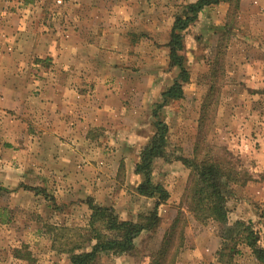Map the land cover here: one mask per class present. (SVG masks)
<instances>
[{"label": "rangeland", "instance_id": "374dc122", "mask_svg": "<svg viewBox=\"0 0 264 264\" xmlns=\"http://www.w3.org/2000/svg\"><path fill=\"white\" fill-rule=\"evenodd\" d=\"M197 1L0 2L3 53L34 33L37 39L43 30L58 45L73 44L75 34L84 46L107 35V46L101 44L99 51L101 60L87 70L118 77L114 86L127 103L124 114H114L88 131L95 146L77 145L78 170L66 176L48 172L45 164L44 171L32 168L26 154V133L31 130L26 124L16 135L12 115L0 114V264H71L73 254L91 249L93 229L104 230L101 221L91 226V203L113 208L121 220L138 221L152 211L156 199L139 194L144 176L136 173V163L159 121L168 126L169 145L167 157L155 160L151 179L170 196L158 207V224L144 231L131 251L102 254L99 264H151L180 211L184 244L176 264H261L240 242L237 252L217 260L221 226L198 221L189 212L183 198L191 170L182 159L208 156L234 167L243 183L227 194L229 221H251L264 237V0H229L220 3L224 8L213 4L198 13L182 32L181 54L189 73L183 97L163 104V92L179 73L170 61L172 27L177 15ZM17 22L22 25L19 30ZM4 23L17 27L5 29ZM25 59L36 76L47 81L49 74L50 84H56L59 71L53 57H34L36 72L31 70V58ZM69 78L63 85L73 89L74 79ZM80 84L82 93L93 90L89 82ZM109 103L112 108L120 105L114 99ZM204 105L205 121L200 123ZM25 114H19L24 121Z\"/></svg>", "mask_w": 264, "mask_h": 264}, {"label": "crops", "instance_id": "0c3cea01", "mask_svg": "<svg viewBox=\"0 0 264 264\" xmlns=\"http://www.w3.org/2000/svg\"><path fill=\"white\" fill-rule=\"evenodd\" d=\"M5 1L0 0L4 4ZM219 7L224 8L225 5L220 4ZM262 8L264 9V4ZM39 11H42V8ZM16 25L3 24L5 29L17 27L19 30L18 28L22 26L18 22ZM34 35L26 37V41L22 43L12 44L9 51L5 47L6 53L0 51V114L12 115L16 135L21 133L26 124L27 128L33 131L26 133L27 162L33 163L32 168L39 172L44 171L42 168L45 164L48 172L66 176L78 170L77 161L81 156L77 145L84 143L91 147L95 146L93 144L95 142L87 134L88 131L103 120L109 121L108 117L111 118L114 114H124L127 103L125 105L124 93L121 90L116 91L117 88L114 86V83L118 82V77L114 78L107 71L95 73L91 69L87 70L92 63L97 65L98 60H101L99 51L101 44L102 47L107 46V38H104L107 35L99 37L90 46L80 44L83 40L76 34L73 44L63 41L60 45L48 40L44 30L37 39ZM87 51H90V55ZM27 56L31 58V65L34 57H53L54 67L59 71L56 81L54 79L56 84H50L49 74L45 75L46 81L30 71L28 69L30 60L27 62L25 59ZM120 57L118 55L117 58ZM23 59L27 63H23ZM107 62L106 59H102V63L112 65ZM23 67H26L28 72L24 71ZM31 70L36 72L33 65ZM67 77L74 79L71 83L75 88L63 85ZM82 81L89 82L93 90L80 92ZM109 87L114 90H109ZM113 99L120 103L117 108H112L109 103ZM24 112L28 118L26 121L19 117V114ZM47 163L54 164V167H49Z\"/></svg>", "mask_w": 264, "mask_h": 264}, {"label": "trees", "instance_id": "16d2710c", "mask_svg": "<svg viewBox=\"0 0 264 264\" xmlns=\"http://www.w3.org/2000/svg\"><path fill=\"white\" fill-rule=\"evenodd\" d=\"M227 1L229 0H198L187 5L183 14L177 15L168 46L171 65L178 68L179 73L173 84L163 92V104L181 99L183 86L189 81V73L181 54L183 49L182 32L197 19L198 13L204 7ZM205 113L204 105L200 123L205 121ZM168 145V126L163 121H159L156 123L150 142L142 150L141 158L136 163V173L144 176L138 192L140 195L156 199L154 209L147 215L141 216L138 221H129L121 220L111 207L97 206L91 203V226L101 221L104 230L93 229L95 235L91 241L95 242L90 246L91 249L73 254L70 257L71 264H99L102 254L127 253L133 249L135 240L144 231L151 230L158 224V207L168 200L170 194L162 184L152 181L151 171L155 160L167 157ZM182 162L191 170L183 198L189 212L198 221H213L221 226L222 241L217 252V260L221 262L228 252L233 254L237 252L236 244L240 242L250 247L257 260L264 264V237L255 229L253 222L237 221L231 224L229 221L227 194L231 187L243 183L240 180V173L234 167L229 166V163L208 156L202 158L194 156L193 159L183 158ZM182 218L180 211L152 256L151 264H176L177 256L184 244Z\"/></svg>", "mask_w": 264, "mask_h": 264}]
</instances>
